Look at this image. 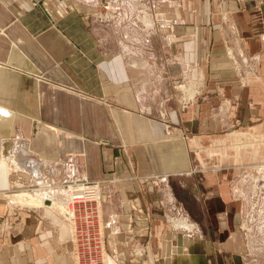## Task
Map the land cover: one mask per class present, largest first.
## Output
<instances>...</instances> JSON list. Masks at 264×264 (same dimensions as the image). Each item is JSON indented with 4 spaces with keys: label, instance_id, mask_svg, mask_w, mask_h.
<instances>
[{
    "label": "crops",
    "instance_id": "0c3cea01",
    "mask_svg": "<svg viewBox=\"0 0 264 264\" xmlns=\"http://www.w3.org/2000/svg\"><path fill=\"white\" fill-rule=\"evenodd\" d=\"M260 161L264 0H0V264L76 261L56 210L11 204V168L99 181L116 264H243Z\"/></svg>",
    "mask_w": 264,
    "mask_h": 264
},
{
    "label": "rangeland",
    "instance_id": "374dc122",
    "mask_svg": "<svg viewBox=\"0 0 264 264\" xmlns=\"http://www.w3.org/2000/svg\"><path fill=\"white\" fill-rule=\"evenodd\" d=\"M135 5L136 3L134 4L132 8L128 9V15H129L128 18L130 22L129 31L130 32H137V31L147 32V30L152 27L151 15L146 10V8H136ZM105 6H107V4L106 5L101 4L100 11H98L99 16H102V17L105 16L106 12H108L107 16L111 14V11H106L110 9H106ZM143 11L145 12L146 17L149 19L148 23L143 21L144 20ZM113 16H115V13L113 14ZM137 21L142 22L143 27L142 25H139V28H138L136 25ZM140 27L142 29H140ZM261 165H264V161L263 162L260 161L256 163V167H261ZM256 167H253L251 171L249 170L250 173L245 172L243 174L246 177L245 179L250 183L249 185H247V189H246L247 192L245 193V195H247V207L245 209V212H246L245 217L243 218L244 226H243L242 232H243L244 237L246 238L247 247L245 250H243V253H242L243 264H264V181L261 184L260 183L255 184V187H257L256 191L252 190V185L255 183V179L258 178L257 181L261 180L259 178H261L262 176L264 167L262 168H256ZM14 169L15 168H11L10 173L14 174L13 180L16 178V182L13 183V186H14L13 189L10 190L9 193L7 194L10 202H13L11 204L14 206V208L16 209L17 207H26V208L39 209L40 207L42 208L50 207L53 210H56L58 214H60L64 223L67 224L64 218L65 217L64 210H62L60 207L61 204L62 205L64 204V207H65V203L67 200L66 192L64 190L65 187L63 188V186H60V187L56 186V188H52L51 190H48V189L45 190L47 193H51L48 196L53 201L51 204H46L47 203L46 196H44V193H43L40 195L41 197L44 198V204H39L40 206L39 205L26 206L24 205L23 202H19V200L16 197H14L15 194L17 193L18 190H22V188L23 190L29 188L28 189L29 191L31 190L33 191L37 189L36 187H38L39 185H36V184H39V183H35L34 179L32 178L29 179L31 177V175L28 174L29 171L26 172L24 170L21 173V176L24 175V177H22L23 179L20 180L19 176H17V173L14 172ZM42 172L43 171L41 170V173ZM35 174H38V171ZM41 177H42V180L43 179L46 180L47 178L50 179V176H46V178H44L43 173ZM66 179L69 180V177H67ZM100 185L101 184H99V186ZM44 188L46 189L49 187H44ZM34 192L38 193V190ZM55 192H60L63 200L55 199L54 198L56 194ZM40 195L38 197H40ZM98 204L100 208V202ZM76 209L78 210L79 206L77 207L76 205ZM80 209L83 210V207H81ZM85 215L86 214L83 211H81L79 212V215L75 217L73 221L75 227L77 226L78 228V229L76 228L74 235L72 234L73 239L71 240L72 244L74 245V255L76 256L78 260V261H75V264H92V263L106 264L107 257L108 258H112V257L107 255L105 250H104V255H103L102 248H104V243H103L104 238H103V234L101 233V226L98 220L97 221L94 220L93 214L90 217L92 220L87 219ZM188 235L190 236L191 233H189Z\"/></svg>",
    "mask_w": 264,
    "mask_h": 264
},
{
    "label": "bare ground",
    "instance_id": "6f19581e",
    "mask_svg": "<svg viewBox=\"0 0 264 264\" xmlns=\"http://www.w3.org/2000/svg\"><path fill=\"white\" fill-rule=\"evenodd\" d=\"M32 166H35V165L33 164ZM32 170H33L34 173H37V171H38V169H35L34 167H33ZM257 183H260V181H257L256 184ZM88 184H92V185H94V187H91ZM99 184H100L99 181L71 180L69 182H66L63 185V188L65 187L67 189V191H66V189L64 188V190L66 192L67 200H66V203H65V207H64V204L63 205L61 204L60 207H61L62 210H64V215H65L64 218H65V220L67 222V225L69 227V230H70L71 234L74 235L75 231H74V228L71 226L73 220L71 218V213L72 212H71L70 203L73 201V198L76 197V196H78V197L85 196L86 198L95 197V199H97V198L99 199V187H100ZM39 186H38L39 188H37V189H35L33 191L32 190L29 191L28 190L29 188L23 190V188L21 187L22 190H18V191L16 190L17 193L15 194L14 197H16L19 200V202H23L24 205L32 206V205L44 204V198L41 197V195H40V194L44 193V196H46V202H47L46 204H51L53 201L48 197L49 194H51V193H47L45 190H47V189L51 190L52 187H49V188L45 189L44 186L43 187H42V185H39ZM256 188L257 187H255V190H256ZM36 190H38V193L34 192ZM39 191H40V193H39ZM38 194L40 195V197H38L39 196ZM173 227L175 229H180V230H183V231L192 229V225H190L188 223L187 219L185 217H180V216L177 217L176 219H174ZM102 249H103V255H104V248H102ZM75 258H76V256H75ZM76 261H78L77 258H76ZM92 264H94V263H92ZM106 264H116V262L112 258H108L107 257Z\"/></svg>",
    "mask_w": 264,
    "mask_h": 264
},
{
    "label": "built area",
    "instance_id": "2783aa9c",
    "mask_svg": "<svg viewBox=\"0 0 264 264\" xmlns=\"http://www.w3.org/2000/svg\"><path fill=\"white\" fill-rule=\"evenodd\" d=\"M88 185L91 187H94V185H92V184H88ZM98 203H99V199L98 198L95 199V197H91V198H86L85 196L74 197L73 201L70 203L71 212H72L71 213L72 220L74 221L75 217H77L79 215V212L83 211L86 214L85 216L87 219L92 220L90 217L93 214L94 220H96V221L98 220V222H99V204ZM76 205H77V207L79 206L78 210L76 209ZM80 206L83 207V210L80 209L81 208ZM73 221H72L71 226L74 228V231H76L77 226L75 227Z\"/></svg>",
    "mask_w": 264,
    "mask_h": 264
}]
</instances>
